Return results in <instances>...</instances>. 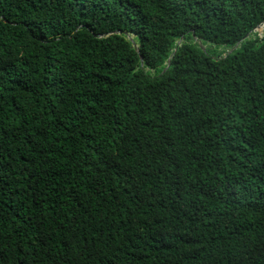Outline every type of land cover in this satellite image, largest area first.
<instances>
[{"label":"trees","instance_id":"16d2710c","mask_svg":"<svg viewBox=\"0 0 264 264\" xmlns=\"http://www.w3.org/2000/svg\"><path fill=\"white\" fill-rule=\"evenodd\" d=\"M0 264H264V0H0Z\"/></svg>","mask_w":264,"mask_h":264},{"label":"water","instance_id":"95a60500","mask_svg":"<svg viewBox=\"0 0 264 264\" xmlns=\"http://www.w3.org/2000/svg\"><path fill=\"white\" fill-rule=\"evenodd\" d=\"M168 63H169V65H170L171 62L169 61Z\"/></svg>","mask_w":264,"mask_h":264}]
</instances>
